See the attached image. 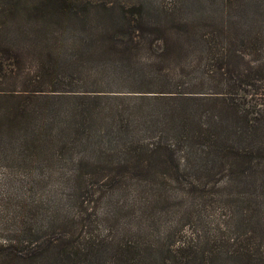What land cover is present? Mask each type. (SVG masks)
<instances>
[{"label":"trees","instance_id":"obj_1","mask_svg":"<svg viewBox=\"0 0 264 264\" xmlns=\"http://www.w3.org/2000/svg\"><path fill=\"white\" fill-rule=\"evenodd\" d=\"M164 1L0 0V125L9 137L13 124L27 125L24 135L31 125V143L72 136L91 157L107 137L122 153L116 164L174 174L201 206L208 189L230 188L233 214L248 209L246 225L264 247V0ZM199 4L203 14L192 10ZM24 8L27 27L14 20ZM29 59L33 88L17 71ZM126 71L136 72L140 94H109L104 86ZM253 193L259 212L250 215ZM76 204L50 210L51 225L31 232V244L0 245V264L223 262L188 241L170 250L94 238L80 224L83 210L68 217ZM252 248L227 254L228 264H252Z\"/></svg>","mask_w":264,"mask_h":264},{"label":"rangeland","instance_id":"obj_2","mask_svg":"<svg viewBox=\"0 0 264 264\" xmlns=\"http://www.w3.org/2000/svg\"><path fill=\"white\" fill-rule=\"evenodd\" d=\"M172 1L164 2L171 4ZM200 5L192 10L203 14L204 8ZM258 8L264 12V3H259ZM14 20L23 27L27 23L31 25V11L22 9ZM247 24L252 25L251 20ZM28 62L29 67L23 65L17 71L21 78L31 77L28 82L33 88L37 81L36 69L31 59ZM133 73L136 72L115 75L105 89L121 97L140 94L136 92L140 88ZM73 79L62 77V81ZM99 119L107 132L109 123ZM26 126L13 124L16 133L9 137L8 131H13L9 124L3 121L0 125V245L20 241L31 244V232L34 236L41 234L51 225L50 210L64 211L65 204L75 205L78 201L72 215L65 213V216L73 219V214L83 210L84 222L80 224L94 238H133L149 244H164L170 250L188 241L191 246L217 251L221 264L230 261L226 259L227 254L254 245L252 264H264L263 244L253 232L256 226L246 225L247 218L242 214L248 209L245 213L241 210L233 214L238 203L227 196L230 188L208 189L211 193L201 206L199 195L188 193V184L176 181L174 174L116 164L122 153L114 145L110 146L107 137L97 140L98 153L91 157L72 136L65 144L56 137L44 143H31V125L29 133L23 134ZM257 194L251 197L250 215L253 210L259 212L257 204L254 205ZM259 217L264 222V213ZM55 225L61 231L62 222ZM164 235H168L166 241Z\"/></svg>","mask_w":264,"mask_h":264}]
</instances>
